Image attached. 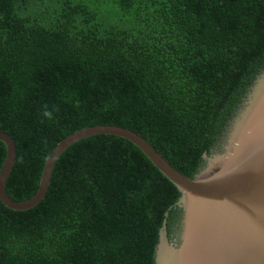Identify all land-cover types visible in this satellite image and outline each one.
Wrapping results in <instances>:
<instances>
[{
	"label": "trees",
	"instance_id": "1",
	"mask_svg": "<svg viewBox=\"0 0 264 264\" xmlns=\"http://www.w3.org/2000/svg\"><path fill=\"white\" fill-rule=\"evenodd\" d=\"M263 73L264 0H0L7 193L33 198L55 147L98 125L136 132L194 178ZM6 155L0 142V170ZM180 198L130 142L83 139L39 205L0 201V264H155L162 229L171 242L180 231Z\"/></svg>",
	"mask_w": 264,
	"mask_h": 264
},
{
	"label": "water",
	"instance_id": "2",
	"mask_svg": "<svg viewBox=\"0 0 264 264\" xmlns=\"http://www.w3.org/2000/svg\"><path fill=\"white\" fill-rule=\"evenodd\" d=\"M102 135L133 144L181 192L178 239L171 242L166 228L162 229L155 264H264V73L234 119L224 152L205 156L207 163L194 178L173 167L136 132L98 125L62 140L47 159L34 197L15 201L6 184L17 149L11 136L0 131V142L7 149L0 170V201L13 211L33 209L45 198L62 154L83 139Z\"/></svg>",
	"mask_w": 264,
	"mask_h": 264
},
{
	"label": "clouds",
	"instance_id": "3",
	"mask_svg": "<svg viewBox=\"0 0 264 264\" xmlns=\"http://www.w3.org/2000/svg\"><path fill=\"white\" fill-rule=\"evenodd\" d=\"M41 116L47 120L53 119V110H50L47 105L44 106Z\"/></svg>",
	"mask_w": 264,
	"mask_h": 264
},
{
	"label": "flooded vegetation",
	"instance_id": "4",
	"mask_svg": "<svg viewBox=\"0 0 264 264\" xmlns=\"http://www.w3.org/2000/svg\"><path fill=\"white\" fill-rule=\"evenodd\" d=\"M176 239H178V238H177V235H176V236H174V239H173V240L175 241Z\"/></svg>",
	"mask_w": 264,
	"mask_h": 264
}]
</instances>
